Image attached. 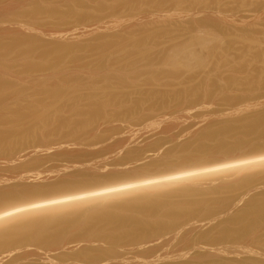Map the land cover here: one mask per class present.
I'll return each instance as SVG.
<instances>
[{
  "label": "rangeland",
  "instance_id": "374dc122",
  "mask_svg": "<svg viewBox=\"0 0 264 264\" xmlns=\"http://www.w3.org/2000/svg\"><path fill=\"white\" fill-rule=\"evenodd\" d=\"M0 5H1L0 6V44L8 45L11 42L12 43L15 42V40H17L18 38L19 39L20 38L21 39H24V38L27 39L28 38L27 40L31 39L32 41H34L36 43L34 50H33L34 52L30 56V58H28L29 60H27V61H24V59L22 58L23 52L25 50L24 47H21V48L19 47L14 53H11V52L7 53L4 51L0 52V53H3V57H1V54H0V67L2 68V69L0 68V81L2 78V82H4L8 87H10V88L14 87L15 88V89L12 88L13 90L11 89L12 92L10 94H6V96H4L6 100L4 99L3 103L0 104V112H2L1 109L3 111H4V109L5 110L8 109L6 113L8 114L7 116L10 117V119H11V116L14 112L13 110L17 106H19V105L28 106V107L32 106L33 108L36 106V108H37V107H39V105L40 106L42 105L41 103H43L44 105L41 106L42 108L39 107V111H37L36 113L38 115L41 114L40 116H44L45 114L50 115V119L48 122H46V123H44V121L40 122V124L42 123V125H44V126L40 125L41 128L39 127L37 130H35L34 132L29 134L32 137L31 139H28L26 141L24 140L22 143L21 142L19 143L18 139H14L10 143V145L14 144L13 148H15V149L9 154H5L2 156L0 155L1 160H3L2 157H5V156H6V159H7V157H9L10 158L9 160H12V158H15V156L18 157V153H19V157H20L27 152L29 153V151L32 152L34 150L33 148H35V147L37 148L36 150H34L37 152L34 153V151H33L32 154L27 153V155H24L23 157L29 156L28 157L29 159H27V157L23 158L24 160H22V161L20 160L18 162L19 164L17 163V161H18L17 159L19 157L15 158L17 160L16 161L17 164L13 163V162H15V159L10 161L11 163L9 162L6 165H3L4 163L1 164L0 166H4V168L0 167V172H4L1 174L5 175L3 178H6L9 174V172H11V171L12 172L10 173V175H13V176L18 175L17 173L19 170H20L19 172H22L21 169L23 171H26V173H24V174H26L28 176L31 173H32L31 175H35V174H37L36 171H39V169H40V171H42V169H44V165H45V169L42 171V172H45V174L41 173L40 171L38 172V173H41V177H43V175H45V180L43 181L41 179L43 181V183H40L41 180L40 181L36 180V181H37V183L39 182V185H48V184H52L53 182H56L60 177L59 175L64 176L65 174L73 173V170H69L66 173H60L58 175H57V173L50 174L49 173L50 168H51V170L52 169L56 170V169L62 168L65 165L64 163H62L63 161L64 162L66 161L65 163H68L71 160V158H73V157L77 158V156H78L77 154L80 151H84V152H80L82 154L79 155L80 157L78 156V158L83 159L81 157V156H83V157H85L84 158L85 160L83 159L84 160L83 161V160L78 159L79 161H82L85 163H86V161L87 162L92 161L91 163H93V160H94V163H95L96 161L103 160L104 159L103 157L107 156V158H105V159H108L109 162L115 164L118 161V158H121V159L126 158V160L128 159L129 156H127L125 154H127V151L129 152L130 148L135 149L137 147L138 149H141L142 152H144V151H146L145 148H147V149L150 148V146L148 144H151L152 142H155V141L157 142V140H161V141H158L159 143L157 142V145L159 144L158 148L164 147V149L162 148V149H159L157 152H153V153H157L155 155H153L152 152H149V154L146 153V155L144 154L145 155L144 157L145 158L148 157V158L146 160L144 158L142 161L138 162V164L136 166H141V169H143V168L146 169L145 165H147L148 163H154L157 165H161V168H165V169H169L172 167H182L184 165V161H179V160H181V158L186 157L188 155V151L186 149L184 150L185 145L197 142L200 139V137L208 131H213V130L216 131V130H219L220 128H224V127H227L229 129L233 130L234 134L236 135L238 130L243 128L245 126L246 122L248 123L249 118H251L253 116H258V115L264 113V88H263L264 87V69H263L264 68V56L263 57H256L255 56L256 53H258L260 51H264V0H200V1L199 0H105V1L104 0H0ZM150 7H152V8H150ZM117 9H118V11H117ZM35 12H38V13L35 14ZM187 12H189V13H187ZM185 14H187V15H185ZM91 15H93V16H91ZM38 21H39V23H38ZM4 23L6 24V27H5ZM20 23L22 26L20 25ZM32 27H34V28H32ZM41 29H44V30H41ZM211 31L212 32L214 31V33L212 34ZM32 34H33V36H32ZM208 34L209 35L215 34V36L220 35L219 37L221 38V40H224V42L222 44H221L222 41L221 40L219 41L220 45L216 44L218 41L217 40L215 42L216 46H214L215 45L214 43L211 46V47L214 46L213 47L214 48L213 53L216 52L215 54L211 53L208 49L203 50V49L199 48L198 46H194V49L195 50L198 49L197 50L198 53L203 55L202 56L203 59L205 58L204 61H206L208 63L205 62L206 65H204V67H202V68H199V69H198V67L192 68L195 70L183 69L178 74L174 75L175 74L174 68L172 66L171 67L168 66V63L166 62L165 58H166L167 54L169 55L170 53H172L176 49L177 46L182 47L181 46L182 44L184 46L186 43L188 44L189 42H192L193 39H195L196 37H197V39H198V36L200 38H204L205 35H208ZM21 35H23V36H21ZM219 37H218V39H219ZM116 38L117 39L119 38V39L116 40ZM134 39H140V41L143 42V44L145 43L144 45H147V47L149 46L148 48H150V50H149L150 51V57L148 60H140L142 62L139 63V61H138L137 63H135L134 70H136V69H138V70H136V71L133 70L134 72L127 70V71H129L128 75H130V76H128L127 73H125L124 75H126V77H125L126 81L121 82L122 80H120V79L123 78V76H124L123 75L124 71L122 69V67L124 66V63L120 64L119 62L123 61L124 53L122 51H120V49L117 46H113V43H116L119 40H125L127 42V40L131 41ZM109 42H111L110 43L111 44L110 49H113V50L108 51V58L109 59H107L104 63H105V66L109 67L107 70H108L109 76L111 78V83H112V85H111L112 89L110 91H113L111 93H114V95H116V92H117V95H118V96H114V98L117 97L114 99L116 102L114 101L113 106H112V103H110L111 104L110 107H114L115 104L120 105L123 103L122 105H120L121 107L119 105H118V107H117V105H115L118 112H120V111L123 112L122 108L125 111V109L133 106L134 104H136L135 102H137V107L139 108V111L137 110L138 108H136L135 111H133L128 116H122V117L115 116L111 119H106L104 117V115L103 116L101 115L102 120L100 119V116L97 117V119L99 118L98 121L100 120V122L97 121L99 126H97V125L96 126L98 128L100 127V125L102 127H104V126L106 127L109 125V123L111 124L114 122L113 124L118 123V126H116V125L113 126V124H111L113 126V128H112V126L109 125V127H111L110 131L113 129V133L115 132L114 134H117L119 129H120V132H119L120 139H119L118 134L114 135V134H110L111 132H108L109 127H106V128H108L107 130H106V128L100 127V129L101 128L103 129V131H102L103 133L101 131H97L98 129L96 130V128H97L96 126H95V128H93V130L91 129V133H95V136H93V137H98L99 135H101L103 137V139L105 137L106 141H104L105 139L101 140L103 142V143H101L102 147H104V148H102L101 144H99L101 142L100 140H99L100 142L97 140L99 142L98 144L100 145V150L98 149L99 147H96V145H98L96 142H95V144L91 143L92 145H90L91 141H86L80 146L79 145L74 146L75 142L78 143V141H75V142H71V144H73V145H71L69 142L70 139H69V141H67V139H65V141H64V140H61L62 137H59L58 134L54 136V134H56L57 131H53L52 129L57 125V123H59L61 121V119L66 120L70 117V119L72 118L74 120V122H77L76 120H78V122H80V120L81 121L85 120V112L90 107V102H89L90 100H88V99H91L94 97L93 93L91 91H89L88 86L89 85L93 86L95 84L96 85L99 84L98 86L95 85V87H100V86L102 87L104 85V83H103L104 80L100 79V78H102L101 75H98V74L92 75V73H91V72H94L93 74L96 73L93 69H94L95 65L98 63V60L100 58V50H98L100 47L99 44L100 45H102V44H104V45L108 44L109 45ZM44 48L49 49V50L52 49L50 51L52 54H50V56H48L47 58H43V54H41V53H43ZM128 48H129L128 52H127L128 56L135 57L140 52L139 48L136 49L135 47H131V45ZM21 50H22V52H21ZM114 50H115V52H113ZM116 50H119V51H116ZM207 51L209 52V54L207 53ZM120 54H122V55H120ZM7 55H8V57H7ZM57 56L58 57L61 56L62 61L58 62L59 60H57L58 59ZM252 56H254V57H252ZM162 57L163 58L165 57L164 58L165 60ZM2 58H3V60H2ZM18 58L20 61L18 60ZM253 58H254V60H253ZM259 59H263V61L262 60L259 61ZM28 61L33 62L32 64L37 63L36 65H38V63L42 64L44 67H38V68L36 67L33 70H30V69L27 70V68L24 67L23 63L28 62ZM147 61H149V62H147ZM250 61L253 62V64L250 63ZM53 62H55V63H53ZM76 62L77 63L81 62V63L78 65V64H76ZM87 62H89V63H87ZM256 62H258V63H256ZM231 63L233 65H231ZM8 64H10V65H8ZM44 64H46V65H44ZM55 65H57V66L55 67ZM70 65L71 66L75 65V66L71 67ZM120 65H122V66H120ZM166 65H167V67H166ZM169 65H171V64H169ZM59 66H61V67H59ZM234 66L236 68H234ZM257 66L260 67V69H257ZM262 66H263V68H262ZM7 68L11 72L3 71V70H7ZM75 69L76 70L80 69L81 71L85 70V72L84 71L80 72V70L78 72ZM196 69H197V71H196ZM71 70H73V71H71ZM120 70H121V72H120ZM259 70H260V72H257ZM2 71L4 73H1ZM38 71H40V72L38 73ZM74 71H75V75H74ZM54 72H55V74H54ZM58 72L60 73L59 76H58V74H59ZM217 72H219V73H217ZM76 73L78 75H76ZM41 74H43V75H41ZM121 74H122V76H121ZM179 74H180V76H179ZM44 76H47V77H44ZM98 76H100V77H98ZM115 76H117V77H115ZM223 76H224V78H223ZM88 77H90V78H88ZM72 78L74 80H71ZM233 78H235V79H233ZM89 79H91V80H89ZM132 79L134 81H132ZM156 79L157 80L159 79V81H157ZM180 79H181V81H180ZM36 80H38V82ZM59 80H61V82H59ZM128 80H130V81H128ZM255 80H257V81H255ZM100 81H101V83H99ZM19 82H22V83H19ZM75 82H78V83L81 82L82 85H86L84 87H81L78 94H76V96H78L76 105L78 103H79V105L74 106L73 103L67 101L66 98L64 99V97L62 100H58V101L54 100L52 97L50 98L48 93L56 85L64 86L63 92L68 93L71 89L72 90L75 89V87H73L75 85L74 84ZM212 82H213V84H212ZM49 83H50V86H49ZM63 83H66V84H63ZM114 83H116V85ZM25 84H26V86H25ZM123 85H124V87H121ZM244 85L247 87H245ZM226 87H227V89H226ZM16 90H20V91H16ZM181 90H182V92H184L183 98L181 100L175 99V93H177ZM19 92H21V93H19ZM36 92H37V95H36ZM150 92L167 95V96H165L166 101L161 100V99L157 101L156 98L151 99L148 96V94ZM206 92H207V94H206ZM248 92H250V93H248ZM118 93H121L122 95L118 94ZM124 94L126 95V97ZM105 95H107V93ZM137 95H138V97H137ZM120 97H122V98H120ZM84 99L87 102H85ZM119 99L120 100L122 99V101L119 102ZM126 99L127 100L129 99V101H126ZM130 99H131V101H130ZM139 99H140V102H139ZM35 100H36V102H35ZM205 100H208V101H205ZM253 101H256V102H253ZM124 102H126L125 103L126 106H125ZM128 102H129V104H127ZM138 102L141 104L139 105ZM37 103H40V104L37 105ZM160 103H162V104H160ZM46 104H47V106H46ZM212 104H213V106H211ZM127 105H129V106H127ZM244 105H246V106L244 107ZM69 106H71V107H69ZM182 106H184V107H182ZM241 106H243V107H241ZM44 107L47 108V110H45ZM75 107H78V109L77 108H76L77 110L74 109ZM205 107H207V109H209V110L205 109ZM114 108H112L113 110L110 109V111H109V108H107L106 111H108V113L105 111L106 112L105 114L107 115V114L114 113V115H115V112L117 113V111ZM234 108H235V110H234ZM186 109H188V110L186 111ZM232 109H233V111H231ZM78 110L79 111L82 110V112L80 114L78 112L77 113L78 116H76L75 114ZM84 110H86V111L84 112ZM151 110H153V111H151ZM184 110H185V112H184ZM111 111H113V112H111ZM150 111L153 113H151ZM159 111L161 113H157ZM234 111L237 114H235ZM44 112H47V113H44ZM65 113H67V114H65ZM141 113L144 115H142ZM136 114L137 115L141 114V115H139V119L141 118L143 121L139 120L138 116L136 117ZM232 114H234V115H232ZM71 115H73V116L71 117ZM161 115H162V118H161ZM182 115L185 116L184 118H186L187 121H186V119L181 120V119H184ZM145 116H148V117H145ZM158 116H160V117H158ZM167 116H168V118H167ZM34 117L33 118L37 120V117L36 116H34ZM57 117H58V119H57ZM102 117H104L106 120L103 119ZM188 117H189V119H191L190 121H189ZM59 118H61L60 121H59ZM127 118H128V120H127ZM143 118H146V120H144ZM158 118H161L162 120L158 119ZM38 119H41V118H38ZM132 119L133 120L135 119L134 122L132 121ZM155 119L156 120L158 119V120L156 121ZM212 119H214V120L212 122H210ZM30 120L32 122L36 121V120H32V119H29V120L26 119V120H23V123H27V125L32 127L36 123L33 124L32 122H30ZM103 120H104V122H102ZM122 120L125 124L122 123ZM171 120H172V122H170ZM177 120L179 122H177ZM204 120H205V122H204ZM107 121H109V122H107ZM129 121L133 122L130 124L131 126H128L130 123ZM135 121L138 122L139 124L141 122H143L141 124L142 128H141V126H138L141 129H136L137 133H135V130L133 131L136 134V138H138V136H140L144 132L149 133V131H150V133L153 137L150 136L149 134L147 136V133L143 134V136L145 135L144 138L147 137L148 141H150V140H152V141L147 143V141L145 139H143V136L141 135L142 139H141V137L138 138L139 139L138 142H141V140H142V142H145L146 144L145 143L143 144L141 142L140 144H142V146L139 143L136 145L135 144H129L128 145L127 139L129 137H131L130 133H132V132H131V130H128V131H130V132H128L127 129H132L134 127L138 128L137 126H133L136 124ZM158 121H160V122H158ZM173 121H175V122H173ZM105 122L108 124H106ZM119 122H120V124H119ZM126 122H127V125H126ZM186 122H187L186 125L183 124ZM242 122H243V124H241ZM121 123L123 124V126ZM178 123H180V124H178ZM139 124H136V125H139ZM143 124H145V125L147 124V126H143ZM197 124H199V125H197ZM4 125H5V127H4ZM2 126L5 129L10 128V124L8 122H6V124L4 123L3 125H2V123H0V128H3ZM126 126H128V128ZM204 126L205 127L207 126V127L205 128ZM115 127H117V128H115ZM162 127H163V129H162ZM195 127H196V129H198V127H200V128L198 130H196ZM114 128L117 130L115 131ZM151 128L153 130H154V128H156V129L152 132ZM158 128H160V130ZM122 129H124V132L127 131V132H125L126 134L127 133L130 134L129 137H127L128 134L124 135L123 134L124 132L122 133V131H123ZM174 129H175V131H174ZM104 130H106V131H104ZM38 131H39V133H38ZM96 131L98 133H96ZM161 131H162V133H161ZM53 132H55V133H53ZM87 132H88V135H87V133H85L84 136L90 135V137L93 138L91 136L92 134L89 133V131H87ZM104 132L105 133L107 132L108 134L107 133L105 134ZM154 132H155V134H154ZM189 132L192 133L194 136L192 137V134H191V136H187L190 134ZM36 133H38V134H36ZM139 133H141V134L139 135ZM43 134H45V136H48V138H46L42 142H44L43 144H45V146L50 145L49 148L45 147L40 142L41 140L44 139ZM37 135H38V137L36 138ZM184 135H186V136L184 137ZM107 136L108 137L110 136V137L107 139ZM113 136H117L118 139L114 138ZM123 136H125L127 138L124 137L125 138L124 139ZM111 137H113V138H111ZM181 137H183V138H181ZM87 138H89V137H87ZM91 138H89V139H91ZM99 138L101 139L100 136H99ZM149 138H150V140H149ZM48 139L49 140L52 139V140L49 141ZM110 139H111V141L109 143ZM46 140L48 141L46 143L49 145H46V143H45ZM53 140H56V144H54L55 141H53ZM112 140H114V142L116 140L115 144L113 143ZM143 140H145V141H143ZM228 140L230 141L229 144H232L234 141V139H232V138H228ZM66 141L69 144L66 143ZM107 141H108V143H107ZM51 142L54 144V145L52 144L53 146H51ZM88 142H89V144H88ZM64 143H66V144H64ZM77 143H75V144H77ZM106 143H107V145H106ZM38 144H39V146H38ZM110 144H112V145H110ZM117 144L119 146H122V147H119ZM125 144H127V145L125 146ZM89 145L91 146V149L97 148L98 149V150L96 149L97 152L94 153L93 150H90V148L88 147ZM104 145H106V147H108V146L109 147L105 148ZM42 146H43V148H42ZM72 146L74 147L73 153H74V151L77 153V154L74 153L75 155H73L72 152H71L72 155L69 153V151L72 150V149H70V147L73 148ZM81 146L82 147L85 146V147L81 148ZM92 146H94V147H92ZM124 146H125V148H124ZM129 146H130V148L128 150H126ZM145 146H147V147H145ZM54 147H56V148L54 149ZM75 147L76 148L80 147L79 151H78V149L76 151ZM115 147L116 148L118 147L119 149H116ZM68 148H69V151L66 152ZM84 148H85V150H82ZM101 148H102V151H101ZM86 149H89L90 151L88 150L89 151L88 152V151H86ZM105 149L107 151H109V152H107L108 154L106 152L104 153ZM165 149H166V151H165ZM170 149H172V150L174 149L173 153H176V156L181 153L180 154L181 156L179 155L181 158L177 156L179 160L178 159L177 160L172 159L169 161L170 163L165 162V158L167 157L166 156L167 150H170ZM181 149L183 151H181ZM58 150H60L61 152H66V154L61 153V152L58 153L59 152ZM116 150L118 151V153L115 152ZM23 151H27V152L23 153ZM47 151H49V152L46 153ZM53 151L54 152L58 151V152H55V154H54ZM85 151L87 153L86 156H84ZM92 151H93V153H91ZM119 151H120V153H119ZM138 151H140V150H138ZM263 151H264V137L263 136H260V137L249 136L248 138H246L244 140V142L241 145H238V147L234 146V147H231L230 149H227L224 151H215L213 154H211L212 156L207 155V156H205L207 158H205V159L201 158L200 160L199 159H197V160L198 161H204V162L205 161L211 162V161H219L222 159L229 160L232 158H239V157L245 158L248 156H252L254 153H259V152H263ZM20 152L22 154H20ZM40 152H42V153H40ZM43 152L45 153L46 156L43 154ZM52 152H53V154H50ZM102 152L105 154V156L104 155L101 156L100 153H102ZM111 152L112 153L115 152L118 154L119 157L117 156V158H115L117 160V161L115 160L116 162L114 161L113 158L112 159L110 158L112 156L114 157V155H115V153L113 155H111L112 154ZM184 152H185V154H184ZM237 152L240 154H238ZM38 153H40V154H38ZM56 153H58L59 156ZM88 153H90V155ZM163 153H164V155H163ZM30 154L33 155V157L34 156L35 157L40 156L39 159L40 158L41 159L38 161L37 160L38 158H32V156ZM36 154H38V156ZM97 154L99 155L100 158L97 157L98 156ZM120 154L123 155L122 156L123 158L120 156ZM11 155H12V157H11ZM43 155L45 156V158ZM47 155H50V156H48L49 158H47ZM55 155L58 156V159ZM65 155H67L68 157H64ZM87 155H89V157ZM95 155H96V157H95ZM231 155H233V156H231ZM41 156H43V158ZM90 156L93 157L94 159L91 160L92 158H90ZM132 156H133V154H132ZM149 156L152 157V159ZM69 157H71V158H70V160L67 161L66 159H68ZM86 157H88L90 160L88 161V158H86ZM50 158H51V160H50ZM64 158H66V159H64ZM32 159H36L37 162H36V160H32ZM47 159H49V161L46 162V164H45V161ZM1 160H0V163L3 162ZM9 160L7 159V161H9ZM25 160L26 161L29 160V162H26V164H25V162H24ZM41 160L44 162L42 163ZM54 160L61 162L63 165L61 163L59 165V163L55 162ZM129 160H127V161H129ZM30 161H33L34 163L30 162ZM4 162H6V161L4 160ZM22 162H24V163L22 164ZM49 162H51V164L52 163L53 164L50 166V164H48ZM171 162H173V163H171ZM181 162H183V163H181ZM36 163H39V164L36 165ZM177 163H180V164H177ZM12 164L14 165V167ZM30 164H32V166ZM40 164H43V165H40ZM68 164H66V165H68ZM169 164L172 167H170ZM9 165L12 167H9ZM28 165H30V166L28 167ZM46 165H47V167H46ZM56 165H57V168H55ZM58 165L62 166V167H59ZM5 166H6L7 171L5 170ZM129 166L130 165L125 166V167H123V166L118 167V166L114 165V167L113 166H111V167L113 169L117 167V169L118 168L119 169L118 170L115 169V171H119L120 169L128 170ZM133 166H130V167H133ZM167 166H168V168H166ZM31 167H32V169H35L34 170L35 172L33 171V172H30L29 174H27V172L29 171L28 168H31ZM52 167H54V168H52ZM108 167H109V171H110L111 168H110V166H108ZM9 168H11V169H9ZM16 168H18V169H16ZM133 168H131V169H133ZM1 169H2V171H1ZM46 169H48L47 174L45 171ZM93 169H94V172H96V173L92 172L93 170L92 171L89 170V171H90V174L91 173L96 174L95 176H97L98 173L102 174V172H105V174H106V172L107 173L109 172L108 168L107 169L104 168L105 171L103 169L102 172L98 171L101 168L100 169L96 168V170H95V168H93ZM131 169L129 168V170H131ZM13 170H14V172H17V173H15V175L13 174L14 173ZM263 170H264L263 166L232 169V170H227V171H223V172H219V173H215V174H210L207 177H205V179L198 180L199 182L196 184L195 183L191 184L188 181L180 182V185H189L194 191L201 193V195H203V197L205 196V194H211L212 192H217V195L215 196V202H214V204L216 203L215 205H217V202L221 201V199L224 200L225 198H229V201L225 204V206L228 205L229 207L224 206L225 209L221 208V210H220V207L216 206V208H214V209H216V211L213 210L216 213L213 212V214H211L210 217H209V215H208V217H203L204 221L207 220L206 222L209 226L204 221H203L205 223L204 226L202 223L198 222L199 224H202V226H201L202 230H201V228H197V226H195L197 229L196 228L193 229V227L191 228V226L198 224V223L196 224L197 219L203 220L202 217H200V218L194 217L191 220L189 219L190 221L187 220L186 223L184 221L185 224L183 222H182L183 224L181 223V228L182 227L183 228L181 230H180V228H177V231L174 232V234L176 232H177L176 234H178V232L180 230L177 237H175L172 234H170V235L168 234L169 237L165 236V238H167V240L164 237H162L164 239L159 238L160 240H162V242L160 240L154 241V239H152L154 241L153 243L161 242V243H159L160 245H163V242H165V243L167 242L166 243V245H167L168 240H169V242H171V241L173 242V243L171 242L172 245L169 246L170 248L167 246V247H164L163 251L157 250L158 252L156 253V256H154V258L156 257L155 259H161V255L164 254L165 257H162V258L163 259L165 258L166 260L162 261L160 264H264V245H263L264 235L257 237L256 239H255V237H252V238L249 237L243 244H242V242L241 243L240 242L213 243L211 241L197 242V243H199V244L201 243V245H203V246L200 245L199 246L200 248H197V249H191L190 247L192 244L189 242V240L196 237L200 232L202 233V232L212 231V229H211L212 226H213V229L215 227H217V224L221 220H223L227 215L223 212L228 211L230 213H232V212L234 213L237 209L242 207L245 204V202L247 200H249L250 198H252L254 196H258V195H264V190H263L264 185L259 184L261 182L259 180V176H256L258 178V182L250 188L251 190L248 189L249 191L248 190L240 191L239 193H235L234 195H232V194L228 195L226 193L227 189L234 188V185L237 183V180L240 176L246 175V174H251V175L255 176V175H260L261 173L263 175V172H264ZM112 171H114V170H112ZM5 172L7 174H5ZM1 174H0V177H2ZM46 175H51L54 179L47 181L48 179L46 180ZM53 175L54 176L57 175L58 177L56 178V176L54 177ZM9 178L7 177L6 179H9ZM17 181L20 182L21 180H17ZM17 181H13V182L9 183V185H13L15 183L22 184V185L24 184V182L18 183ZM31 181L32 182H29V183L26 182V183L27 184L32 183V184L37 185V183L34 182L35 180L33 181L31 179ZM45 181H46V183H45ZM205 183H207V184H205ZM180 185L177 184L174 186L180 187ZM0 187L2 188V186H0ZM3 187H5V186H3ZM253 190H255V191L252 192ZM249 193H250V195H249ZM205 197L210 199L214 196L206 195ZM247 198H249V199H247ZM233 204H235V206H233ZM232 206H233V208H231V211L227 210ZM217 216H219V217L217 218ZM210 219H213V220H210ZM208 222L212 223V225ZM186 224L187 225L189 224V225L185 226ZM185 228H188L187 231L190 233L184 232V231H186ZM181 235L183 236V240H182ZM189 235H191L192 237ZM170 236L172 237V239H170L171 238ZM174 237H175V239H173ZM178 237H180L183 242ZM178 239L180 241L177 244ZM187 241H188V244L186 243ZM180 242H182V243H180ZM247 243H248V245H247ZM249 244L252 246H250ZM84 245H82L79 248L81 249L82 247H86V245H88V244H84ZM174 246H175V248H174ZM256 246H258V247H256ZM30 249L31 248H28L27 250L30 251ZM226 249H227V251H228V249H230L232 252L229 250L230 252L227 253V251L225 252ZM181 250H183V251H181ZM21 251H22V253H24L23 250L13 251V253L11 254L12 257L10 255L9 257H11V258L8 257L7 261H13L14 260L17 262L16 264H26V263L35 261L36 258H33L34 256L32 257L31 255L30 256L28 255L29 251L25 250V252H27L28 256L25 255L26 253L20 254ZM118 252L116 253L117 255L120 254V252H121V254H124V252H122V249H118ZM167 252L170 255H168ZM188 254H189V256L187 257ZM21 255H23L22 257H24V255L26 257L20 259ZM206 255L210 259L205 258V257H207ZM18 256H20V257L18 258ZM174 256H175V258H174ZM196 256H198V257L196 258ZM199 256H201V257L199 258ZM211 256L212 257L214 256V257L211 258ZM115 257L117 258L116 255H115ZM125 257L128 260L132 259L134 262H137V259L133 258V255H130V257H129L126 254ZM193 257H195L194 258L195 260L193 259ZM28 258H30V259H28ZM189 258L193 259V260H190ZM24 259H26V260H24ZM118 259H119V256H118L117 260H114L113 262L108 263V264H112L114 262H119ZM201 260H202V262H201ZM23 262H25V263H23Z\"/></svg>",
  "mask_w": 264,
  "mask_h": 264
},
{
  "label": "bare ground",
  "instance_id": "6f19581e",
  "mask_svg": "<svg viewBox=\"0 0 264 264\" xmlns=\"http://www.w3.org/2000/svg\"><path fill=\"white\" fill-rule=\"evenodd\" d=\"M150 8H152V7H150ZM118 9H117V11H118ZM37 13L38 12H35V14H37ZM187 13H189V12H187ZM185 15H187V14H185ZM91 16H93V15H91ZM38 23H39V21H38ZM20 25H21V23H20ZM5 27H6V24H5ZM32 28H34V27H32ZM41 30H44V29H41ZM213 33H214V31L212 32V34ZM21 36H23V35H21ZM32 36H33V34H32ZM217 36L218 35L215 36V34L214 35H209V34L205 35L204 38H200L198 36V39L196 37L195 39H193L192 42H189L188 44L186 43L187 45L185 44L183 46V44H182L181 45L182 47H178L177 46L176 49L172 53H170L169 55L167 54L166 58L165 57L164 58L166 59V62L168 63V66H170V67L172 66L174 68V70H175L174 71V73H175L174 75L178 74L183 69H192L194 67H198V69H199V68L204 67V65H206V63H208V62L204 61L205 58L203 59V57H202L203 55L199 54L198 51H197L198 49L195 50L194 46H198L199 48H201L203 50L208 49L211 53H213L214 52V48L213 47L216 46V44H219V41L221 40V38L219 37L220 35L218 36L219 39H218ZM27 39H25V38L24 39H21V38L19 39L18 38L17 40H15V42H13V43L11 42L8 45L0 44V52L4 51V52H7V53H10V52L14 53L19 47L20 48L24 47L25 50L23 52V57L22 56L21 57L24 59V61H27V60H29L28 58H30V56L34 52L33 50H34V47L36 45V43L34 41H32L31 39H29V40H27ZM118 39L116 38V40H118ZM216 41H217V43L215 44ZM221 41H222L221 42V44H222L224 42V40H221ZM111 42H109V45L108 44H106V45H104V44L100 45L99 44L100 47H99L98 50H100V58L98 60V63L95 65V67L93 69L96 73L95 74H93L94 72H91V73H92V75H96V74L101 75L102 78H100V79L104 80V82H103L104 85L102 87L101 86L100 87H95L96 84L93 85V86L89 85V84H88L89 86L87 85L89 91H91L93 93L94 97L91 98V99L87 98L88 100H90L89 101L90 102V107L88 106L89 105L88 104L87 105L89 107L88 110L87 109H86L87 111L84 110V112L86 111L85 112V120L81 121L79 119L80 122H78V120H76L77 119L76 118L75 120L77 122H74V120L72 118L70 119V117L69 118L67 117L68 119H66V120H63V119L59 118V121H60V119H61V121L60 122L58 121L59 123H57V125L55 124L56 126L52 129L53 131H57V133L54 134V136L58 134L59 137H62L61 140L65 141V139H67V141H69V139H70V141H69L70 144H71V142L78 141V143L75 142L77 144L74 143V146L75 145H79L80 146L86 141H91L90 145L95 144V142L98 144L103 139V137L101 135H99L101 137V139H100L98 135H97L98 137H93V136H95V133H91V129L93 130V128H95L96 125L99 126L98 122H100V120L98 121V119H99V118L97 119L98 116H100V119H101V115L102 116L104 115V117L106 119H111V118H113L115 116H119V117L128 116L133 111H135L136 108H138L137 107V102H135V101L134 102L136 104H134L131 107H128L127 109H125V111L122 108L123 112H121V111L118 112V110L116 109V106H115L117 104L114 105L115 108L114 107H110L111 106L110 103H112V106H113L114 101H115L114 99L117 98V97L114 98V96H118L117 92H116V95H114V93H111L113 91H110L112 89V87H111L112 83H111V78H110L108 70H107L109 67L105 66V63H104L107 59H109L108 58V51L109 50H113V49H110L111 48V44H110ZM213 43L215 45L213 47H211L213 45ZM144 44H143V42L140 41V39H134V40H131V41L127 40V42L125 40H119L116 43H113V46H117L120 49V51H122L124 53V55H123L124 56V58H123L124 62L123 61L119 62L120 64L124 63V66L122 67V69L124 71L123 75L125 73H127V75H128L129 71L132 72L134 70L135 63H137L138 61L140 63V62H142L140 60H148L149 59V57H150V51H149L150 48H148L149 46L147 47V45H144ZM130 45H131V47H135L136 49L137 48L140 49V52H139V54L137 56L131 57V56L127 55V52H128V49H129L128 47ZM51 50L44 48L43 49V53H41V54H43V58H47L48 56H50V54H52L50 52ZM116 51H119V50H116ZM21 52H22V50H21ZM113 52H115V50ZM207 53L209 54L208 51H207ZM215 53H213V54H215ZM0 54H1V57H3V53H0ZM120 55H122V54H120ZM255 56L256 57H263L264 56V51H260V52L256 53ZM7 57H8V55H7ZM252 57H254V56H252ZM19 58H18V60H19ZM2 60H3V58H2ZM57 60H59L58 62L62 61V57L59 56ZM253 60H254V58H253ZM260 60L263 61V59H259V61ZM147 62H149V61H147ZM258 62H256V63H258ZM32 63L33 62L28 61V62H25L23 64H24V67L27 68V70H29V69L33 70L36 67L37 68L38 67H44L42 64L38 63V65H36L37 63H35V64H32ZM53 63H55V62H53ZM80 63L81 62H79V63L76 62V64H78V65ZM87 63H89V62H87ZM250 63L253 64V62H251V61H250ZM10 64H8V65H10ZM169 64H171V65H169ZM44 65H46V64H44ZM231 65H233V64L231 63ZM56 66L57 65H55V67ZM73 66H75V65H72L71 67H73ZM120 66H122V65H120ZM59 67H61V66H59ZM166 67H167V65H166ZM234 68H236V67L234 66ZM262 68H263V66H262ZM257 69H260V67L257 66ZM79 70L80 69H78L76 71L79 72ZM127 70H129V71H127ZM136 70H138V69H136ZM136 70H134V71H136ZM192 70H195V69H192ZM3 71L7 72L9 70L7 68V70H3ZM3 71L1 73H4ZM71 71H73V70H71ZM83 71L85 72V70H82V71L80 70V72H83ZM196 71H197V69H196ZM9 72H11V71H9ZM39 72L40 71H38V73ZM120 72H121V70H120ZM257 72H260V70L257 71ZM217 73H219V72H217ZM54 74H55V72H54ZM41 75H43V74H41ZM59 75H60V73L58 74V76ZM74 75H75V71H74ZM76 75H78V74L76 73ZM121 76H122V74H121ZM128 76H130V75H128ZM179 76H180V74H179ZM44 77H47V76H44ZM98 77H100V76H98ZM115 77H117V76H115ZM125 77H126V75H124L123 78L120 79V80H122L121 82L126 81ZM88 78H90V77H88ZM223 78H224V76H223ZM233 79H235V78H233ZM71 80H74V79L72 78ZM89 80H91V79H89ZM36 81L38 82V80H36ZM128 81H130V80H128ZM132 81H134V80L132 79ZM157 81H159V79ZM180 81H181V79H180ZM255 81H257V80H255ZM59 82H61V80H59ZM19 83H22V82H19ZM99 83H101V81ZM63 84H66V83H63ZM74 84H73L74 86L73 85L72 86L75 87V89L74 90L71 89L68 93H66V92L64 93L63 92V87L64 86L56 85L48 94H49L50 98L52 97L54 100H57V101L58 100H62L63 97H64V99L66 98L67 101L73 103L74 106H77V105H79V103L76 105V102H77V99H78V96H76V94H78V92L80 91L81 87H84L86 85H82L81 82L80 83L75 82ZM114 84L116 85V83H114ZM212 84H213V82H212ZM98 85H96V86H98ZM25 86H26V84H25ZM49 86H50V83H49ZM121 87H124V85L121 86ZM245 87H247V86H245ZM12 88H14V87H12ZM12 88L8 87L4 82H2V78H1V81H0V104L3 103V101L5 99L4 96H6V94H10L12 92V90H13ZM226 89H227V87H226ZM16 91H20V90H16ZM19 93H21V92H19ZM106 93H107V95H105ZM248 93H250V92H248ZM118 94H121V93H118ZM183 94H184V92H182V90L177 92V93H175V99L181 100L183 98ZM206 94H207V92H206ZM36 95H37V92H36ZM148 96L151 99H155L156 98L157 101H158L160 99L161 100H165L166 99L165 96H167V95L150 92L148 94ZM125 97H126V95H125ZM137 97H138V95H137ZM120 98H122V97H120ZM120 101H122V99L121 100L119 99V102ZM126 101H129V99L128 100L126 99ZM130 101H131V99H130ZM205 101H208V100H205ZM35 102H36V100H35ZM85 102H87V101L85 100ZM139 102H140V99H139ZM139 102H138V104L140 105L141 103H139ZM253 102H256V101H253ZM125 103L126 102H124V104ZM39 104L40 103H37V105H39ZM41 104L44 105L43 103H41ZM122 104H120V105H122ZM127 104H129V102ZM160 104H162V103H160ZM118 105H117V107H118ZM41 106L39 105V107H41ZM46 106H47V104H46ZM125 106H126V104H125ZM127 106H129V105H127ZM184 106H182V107H184ZM211 106H213V104ZM245 106L246 105H244V107ZM39 107L36 108V106H35L33 108L32 106L28 107V106L19 105L16 108H14V110H13L14 112H13V114L11 116V119H10V117L7 116L8 114L6 113L8 109L7 110L4 109V111L1 109L2 112H0V123H2V125L4 123L6 124V122H8L10 124V128L7 127L8 129L4 128L5 125H4V127L2 126L3 128H0V155L1 156L5 155V154H9L15 149V148H13L14 144L10 145V143L14 139H18L19 143L20 142L22 143L24 140L26 141L28 139H31L32 137L29 134L34 132L35 130H37L40 127V125H42V123L40 124V122L44 121V123H46V122L49 121V119H50V115L49 114L48 115L45 114L44 116H40L41 114L38 115L36 113L37 111H39ZM69 107H71V106H69ZM241 107H243V106H241ZM76 108L78 109V107H75L74 109H76ZM107 108H109V111H110V109L114 108L117 111V113L115 112V115H114V113L106 115L105 113L106 112L108 113V111H106ZM205 109H207V107H205ZM45 110H47V108H45ZM82 110L81 111L78 110L75 115L78 116L77 113L79 112V114H80L82 112ZM137 110L139 111V108ZM153 110H151V111H153ZM187 110L188 109H186V111ZM207 110H209V109H207ZM234 110H235V108H234ZM231 111H233V109ZM111 112H113V111H111ZM184 112H185V110H184ZM44 113H47V112H44ZM151 113H153V112H151ZM157 113H161V112L159 111ZM65 114H67V113H65ZM141 114H139V115H141ZM235 114H237V113L235 112ZM139 115L136 114V117L138 116V119H139ZM142 115H144V114H142ZM232 115H234V114H232ZM34 116L37 117V120L34 119L35 118ZM72 116L73 115H71V117ZM104 117H102V118L105 119ZM145 117H148V116H145ZM158 117H160V116H158ZM184 117L185 116H183V118ZM38 118H41V119H38ZM161 118H162V115H161ZM161 118H158V119H161ZM167 118H168V116H167ZM26 119H28V120L29 119L36 120L35 122H32L30 120V122H32L33 124L36 123L37 125L34 124L33 126L31 125L32 127H30L29 125H27V123H23V120H26ZM57 119H58V117H57ZM143 119L146 120V118H143ZM185 119L186 118L181 119V120H185ZM188 119H189V117H188ZM127 120H128V118H127ZM134 120L132 119L133 122H134ZM139 120H142V119L140 118ZM190 120L191 119H189V121ZM213 120L214 119H212L210 122H212ZM248 120H249L248 123L246 122L245 126L243 128H241V129H239L236 135L234 134L233 130H231V129L227 128V127L220 128L219 130H216V131L213 130V131H208V132L204 133L197 142H194L192 144L190 143V144H187V145L184 146L185 147L184 150L186 149L188 151V155L186 157H183V158L180 157L181 153L179 154L180 156L177 155L178 157L181 158V160L178 159V157L176 156V153H173L174 149L173 150L172 149L167 150V153H166L167 157L165 158V162H169L172 159H174V160L178 159L179 161H184V165L182 167H172L169 164V166L172 167V168L165 169V168H161V165H157V164H154V163H148L147 165H145L146 169H144V168L141 169V166H136L138 164V162L142 161L145 158L144 156L146 155V153L149 154V152H152V154L155 155L157 153H153V152H157L159 149H162V148L164 149V147H161L162 145L160 146L161 148H158L159 144L157 145V142L161 141V140H157V142L155 141V142H152L151 144H148L150 146V148L149 149L145 148L146 151H144V152H142L141 149H138L137 147L135 149H131L130 146H129L126 149V150H128L130 148L129 152L127 151V154H125V155L129 156L128 159H127V160L130 159L129 161H127L126 158H123L122 157L123 155H121V154H120V156L123 159L118 158V161H117L115 158H117V156H118V154H117L118 151L116 150L115 152H117V153L114 152L115 153L114 157L113 156L110 157L111 159L113 158L114 161L115 160L117 161V162L115 161L116 162L115 164L109 162L108 159H105V158H107V156H105L104 153L105 152L106 153L109 152L106 149H105L106 151L104 150V153L102 152L103 154L100 153L101 156L102 155L105 156V157H103L104 159L102 158L103 160L96 161L94 163V160H93L94 158L90 156V158H92L91 160H93V163H91L92 161L91 162H87L86 161L87 164L85 162L79 161V160H83L85 157L81 156L83 159L78 158V156L82 154L80 152H84V151H80V152H78V154L74 151V153L78 155L77 158L76 157H73V158L69 157L68 159L64 158L67 161L70 160V158H71V160L68 162L69 164L71 163L70 165L68 163H65L66 161L65 162L63 161L62 163H64L65 165L66 164H68V165H66V166L64 165L62 167V166H59L61 162H58V161L54 160L55 162H58L59 163L58 166L62 167V168L56 169V170L55 169L51 170V168H50V170H49L50 174L57 173V175L60 174V173H66L69 170H73V173H69V174H65V175L63 174L64 176L59 175L60 177L61 176L62 177L61 178L59 177V179L56 182H53L52 184H48V185H39V182L37 183L38 180L39 181L41 179L43 181L45 180V175H43V177H41V173L45 174V172H42L45 169V165H44V169H42V171H40V169H39V171L41 173H38L39 171H36L37 174L31 175L32 174L31 173L30 174L31 176L30 175L28 176V175L24 174V173H26V171H23L22 169H21L22 172H19L20 171L19 170L18 173L14 172V170H13V172H14L13 174L14 175H15V173L18 174V175L13 176V175H10V173L12 172L10 170L11 172L8 171L9 174H8L7 177L8 178L12 177V178L11 179L10 178L6 179L7 177L3 178L5 175L1 174V173H4V172H0V174L2 175V177H0V186H2V188L0 187L1 188L0 189V264H16L17 262L14 261V260L13 261H7V260H8V257L13 253V251H19V250H23V252L26 253L25 254L26 256H28V255L30 256L31 255L32 257L34 256L33 258H36L35 261L29 262V263H26V264H108V263L113 262L114 260H117L118 256H119V259H118L119 262H114L112 264H160L162 261H164L166 259L162 258V257H165L164 254L161 255V259H155L156 257L154 258V256H156V253L158 252L157 250H159V251L162 250L163 251L164 247H167V246L169 247V246L172 245L171 244L172 241L169 242V240H168V244L167 245H166L167 242L166 243L163 242V245H164L163 246V245L159 244V243L162 242V240H160L159 238H162V237L165 238V236L169 237L170 234H172L175 237H177L179 232H180V230L183 228V227L181 228V223L182 222L184 223V221H185V223H186L187 220H189V219L191 220L194 217H198V218L202 217L203 218V217H208V215L210 217V215L213 214V212L216 211V209H214V208H216V206L220 207V210H221V208H224L225 204L229 201V198H225L224 200L221 199V201L217 202V205H215L216 203L214 204V202H215V196L217 195V192H212L211 194H205V196L206 195L214 196V197L208 199L205 196L203 197V195H201V193H198V192L194 191L189 185H180V182L188 181L191 184H194V183L196 184V183L199 182L198 180H203V179H205V177H207L210 174H215V173H219V172H223V171H227V170H232V169L246 168V167H260V166L264 167V151L263 152H259V153H254L252 156H248V157H245V158L239 157V158H232V159H229V160L222 159V160H219V161H211V162H206V161L204 162V161H198L197 160V159L200 160L201 158L205 159V158H207L205 156L211 155L215 151H224V150L230 149L231 147H234V146L238 147V145H241L244 142V140L246 138H248L249 136H251V137L252 136H257V137L263 136L264 137V113L260 114L258 116H253V117L249 118ZM160 121H158V122H160ZM186 121H187V119H186ZM102 122H104V120ZM107 122H109V121H107ZM129 122H128L129 123L128 126H131L130 124L133 123V122H131V121H129ZM170 122H172V120ZM173 122H175V121H173ZM177 122H179V121L177 120ZM204 122H205V120H204ZM113 123H111V124H113ZM122 123L125 124L123 122V120H122ZM142 123L143 122H141L139 124L138 122H136V124H139V125H136L134 123L135 125H133V126H137L138 127V126H141ZM106 124H108V123H106ZM111 124L109 123L110 126H112ZM119 124H120V122H119ZM123 124H122V126H123ZM178 124H180V123H178ZM183 124L186 125L187 122L183 123ZM241 124H243V122ZM109 125L106 126V127H109ZM114 125L118 126V123L117 124H113V126ZM126 125H127V122H126ZM197 125H199V124H197ZM42 126H44V125H42ZM113 126H112V128H113ZM128 126H126V127L128 128ZM143 126H147V124L146 125L143 124ZM100 127H102V126L100 125ZM100 127L99 128L97 127L96 130L98 129L97 131H101L102 132L103 131L102 128H106L104 126V127L101 128L102 129L101 130ZM200 127H198V129ZM115 128H117V127H115ZM134 128L127 129V131L131 130V132H132V133H130L131 135L129 133H127L128 134L127 137H129V135L131 136V137H129L127 139L128 145L129 144H135L136 145L138 143L140 144L142 142V140H141V142H138L139 141L138 138H140L141 135L143 136V134H145V133H147V136H148V134L150 136H152L150 131H149V133L148 132H144L143 134L139 133V135L140 134L141 135L138 136V138H136V134H135V133H137L136 129H141L142 126H141V128L140 127H138V128L134 127ZM107 129L108 128H106V130ZM110 129H111V127H109V129H108L109 131L108 132H111L110 134H114L115 132L113 133V129L111 131H110ZM155 129L156 128H154V130ZM158 129L160 130V128H158ZM162 129H163V127H162ZM195 129H196V127H195ZM198 129H196V130H198ZM106 130H104V131H106ZM116 130L117 129H115V131ZM122 130H123L122 131V133H123L124 129H122ZM134 130H135V133L133 132ZM154 130L152 129V132ZM87 131H89V133L92 134L91 136L93 138H91L90 135L87 136L88 135ZM97 131H96V133H98ZM127 131H125V132H127ZM162 131H161V133H162ZM174 131H175V129H174ZM119 132H120V129H119V131L117 133L118 136H119ZM125 132L123 133L124 135L126 134ZM128 132H130V131H128ZM38 133H39V131H38ZM38 133H36V134H38ZM53 133H55V132H53ZM85 133H87L86 136H84ZM117 134H114V135H117ZM154 134H155V132H154ZM191 134L192 133H190L187 136H191ZM186 135H184V137ZM144 136H143V139H145L147 141V143L152 141V140H150V138H149L150 141H148L147 137L144 138ZM193 136L194 135L192 134V137ZM37 137H38V135L36 136V138ZM43 137H44L43 140L40 139L41 140L40 141L41 144L44 143L42 141H44L46 138H48V136H45V134H43ZM87 137H89L91 139H89ZM109 137L107 136V139ZM113 137L118 139L117 136H113ZM113 137H111V138H113ZM124 137L125 136H123V138ZM127 137H125V138H127ZM181 138H183V137H181ZM228 138L234 139L232 144H229L230 141L228 140ZM104 139H105V137H104ZM119 139H120V136H119ZM141 139H142V137H141ZM51 140H49V141H51ZM97 140L98 141L100 140V141L98 142ZM145 140H143V141H145ZM53 141H55L54 144H56V140H53ZM67 141H66V143H68ZM104 141H106V139ZM110 141H111V139L109 140V143H110ZM112 141L115 144L116 140H115V142H114V140H112ZM46 142H48V141L46 140L45 143ZM52 142H51V146L54 145ZM66 143H64V144H66ZM101 143H103V142L101 141L99 144H101ZM107 143H108V141H107ZM107 143H106V145H107ZM142 143L144 144L145 142H142ZM88 144H89V142H88ZM99 144L96 145V147H99L98 149L100 150V145ZM43 145L45 146V144H43ZM46 145H49V144L46 143ZM71 145H73V144H71ZM90 145L88 146L90 148V150H93L94 153L97 152L96 151L97 148H92L91 149ZM106 145H104L105 148H108L109 146L106 147ZM110 145H112V144H110ZM126 145L127 144H125V146ZM140 145L142 146V144H140ZM38 146H39V144H38ZM49 146H45V147L49 148ZM125 146H124V148H125ZM83 147H85V146H83ZM83 147L81 146V148H83ZM92 147H94V146H92ZM101 147H102V144H101ZM119 147H122V146H119ZM145 147H147V146H145ZM42 148H43V146H42ZM55 148L56 147H54V149ZM79 148L80 147H77L75 150L77 151V149H78V151H79ZM102 148H104V147H102ZM102 148H101V151H102ZM33 149L36 150L37 148L35 147ZM70 149H72V150L69 151V148H68L67 151L66 150L65 151L66 152L69 151L70 154L72 152V154L75 155L73 153L74 147L73 148L70 147ZM116 149H119V148L117 147ZM182 149H181V151H183ZM60 150H58L59 152L58 151H55V152L60 153L61 152ZM82 150H85V148L82 149ZM88 150L89 149H86V151H88ZM138 150H140V151H138ZM33 151L32 152L29 151V153L32 154ZM86 151H85L84 156H86V154H87ZM93 151L91 153H93ZM165 151H166V149H165ZM25 152H27V151H23V153H25ZM35 152H37V151H34V153ZM44 152H43V154L45 155ZM48 152L49 151H47L46 153H48ZM53 152L50 153V154H53ZM55 152H54V154H55ZM66 152H61V153L66 154ZM27 153L23 154L20 157H19V153H18V157L19 158L17 156H15V158L16 157L18 158L17 159L18 161L15 158H12V160L15 159V162H13V163H16V161L18 163L20 160L21 161L24 160L23 158H26L27 156L26 157H23V156L27 155ZM40 153H42V152H40ZM40 153H38V154H40ZM58 153H56V154H58ZM114 153H112L111 155H113ZM119 153H120V151H119ZM164 153H163V155H164ZM20 154H22V153L20 152ZM38 154H36V155L38 156ZM88 154L90 155V153H88ZM132 154H133V156H132ZM184 154H185V152H184ZM238 154H240V153H238ZM89 155H87V156L89 157ZM31 156H32V158H38L37 159L38 161L41 159V158L39 159L40 156L39 157H35V156L33 157V155H31ZM43 156H41V157L43 158ZM45 156H44V158H45ZM48 156H50V155H47V158H49ZM58 156H59V154H58ZM58 156H56L57 159H58ZM231 156H233V155H231ZM11 157H12V155H11ZM28 157H27V159H29ZM64 157H68V156L65 155ZM88 157H86V158H88ZM95 157H96V155H95ZM97 157L100 158L99 155ZM147 158H145V160ZM150 158L152 159V157H150ZM2 159L3 160L0 159L1 161H3L2 163H0V165L3 164V163H4L3 165H6L10 161H12V160H9L10 159L9 157H7V159L9 160V161H7L6 156L2 157ZM4 160L6 162H4ZM32 160H36V159H32ZM37 160H36V162H37ZM50 160H51V158H50ZM89 160L90 159L88 158V161ZM48 161H49V159H47L45 161V164ZM24 162L26 164V162H29V160H27V161L25 160ZM24 162H22V164ZM30 162H33V161H30ZM41 162L43 163L44 161L41 160ZM51 162L48 163V164H50V166L53 164V163L51 164ZM171 163H173V162H171ZM181 163H183V162H181ZM38 164L39 163H36V165H38ZM177 164H180V163H177ZM30 165L32 166V164H30ZM30 165H28V167ZM40 165H43V164H40ZM114 165H116L118 167L119 166L125 167V166H128V165H130V166L134 165L133 166L134 168L129 166L128 170L120 169L119 171H115V169H117V167L114 168V169L111 167V166L114 167ZM108 166H110V168H111L110 171L111 172L109 171V167ZM0 167L4 168V166H0ZM9 167H12V166L9 165ZM13 167H14V165H13ZM46 167H47V165H46ZM54 167H52V168H54ZM55 168H57V165H56ZM93 168H95V170H96V168H98V169L101 168L102 169V170L100 169L101 171L97 169L99 172H102L104 168L105 169L108 168L109 172L108 173L106 172V174H105V172H102V174L98 173L99 175L97 174V176H95L96 174H92V173L90 174V171L93 170L92 172H94ZM129 168L130 169L133 168V169L129 170ZM166 168H168V166ZM9 169H11V168H9ZM16 169H18V168H16ZM28 169H29V171L27 172V174H29L30 172H33L35 170V169H32V167L28 168ZM105 169H104V171H105ZM5 170H6V166H5ZM47 170L48 169L45 170L46 174L48 172ZM112 170H114V171H112ZM1 171H2V169H1ZM94 173H96V172H94ZM5 174H7V173L5 172ZM57 175H55L56 178L58 177ZM256 176H259V180L261 181L259 184L264 185V180H263L264 179V172H263V175L261 173L260 175H255V176L251 175V174H246V175L240 176L238 178V180H237V183L235 182L236 184L234 185V188L227 189L226 193L228 195H231V194L234 195L235 193H239L240 191H245V190L250 189L254 184H256L258 182V178ZM31 179L33 181L35 180L34 182H36L37 185L36 184H32V183L31 184H27L26 183V182H28V183L32 182ZM52 179H54V178L51 175H46V180L47 181H50ZM17 180H21L20 182H24V184L22 185V184L15 183L13 185H9V183H11L13 181H17ZM41 181H40V183H43V181L42 182ZM20 182H18V183H20ZM45 183H46V181H45ZM177 184H179L180 187L174 186V185H177ZM205 184H207V183H205ZM3 186H5V187H3ZM254 191L255 190H253L252 192H254ZM249 195H250V193H249ZM247 199H249V198H247ZM235 204H233V206H235ZM233 206L230 207L227 210L231 211V208H233ZM225 207H229V206L227 205ZM213 210H215V211H213ZM223 213L227 214L226 217L223 220H221L217 224V227H215L214 229H213V226H212L211 227L212 231H207V232H202V233L200 232L196 237H194L193 239L189 240V242L192 244L191 247H190L191 249L200 248L199 246L201 245V243L199 244L197 242H204V241H211L213 243H220V242H240L241 243L242 242V244H243L249 237H251V238L255 237V239H256L257 237H260V236L264 235V195H258V196H254V197L250 198L249 200H247L245 202V204L242 207L237 209L234 213L233 212L230 213L228 211H225ZM218 217L219 216H217V218ZM210 220H213V219H210ZM203 221H204V218H203V220H201V219L198 220L197 219L196 224L199 222V223H202L203 226H204V224H205L204 222H206L207 220H205L204 222ZM199 223L197 225L191 226V228L193 227V229H195L196 228L195 226H197V228H201L202 224H199ZM208 223H210V222H208ZM206 224H207V222H206ZM210 224L212 225V223H210ZM188 225L186 224L185 226H188ZM177 228H180V230H179L178 234H176L177 232L174 234V232L177 231ZM188 228H185L186 231H184V232L187 233L188 232L187 231ZM201 230H202V228H201ZM188 233H190V232H188ZM189 236H191V235H189ZM175 237L173 239H175ZM181 237H182V240H183V236L182 235H181ZM164 238H162V239H164ZM178 238H180V237H178ZM152 239H154V241L160 240L161 242L158 241L159 243H153L154 241ZM165 239L167 240V238H165ZM170 239H172V237ZM180 240H181V238H180ZM180 240L178 239L177 244L179 243ZM182 242H180V243H182ZM186 243L188 244V241ZM248 243H247V245H248ZM84 244H88V245H86V247H82L80 249L79 247H81ZM263 245H264V242H263ZM201 246H203V245H201ZM250 246H252V245H250ZM256 247H258V246H256ZM28 248H31L30 251L27 250ZM174 248H175V246H174ZM118 249H122V252H124V254H121V252H120V254L117 255L116 253L118 252ZM25 250L29 251L28 255H27V252H25ZM229 250L230 249H228V251H227V249H226L225 252L227 251V253H228V252L231 251V250L230 251ZM181 251H183V250H181ZM21 253H22V251L20 252V254ZM24 253H22V254H24ZM114 254L117 256V258L115 257ZM126 254L129 257H130V255H133V258L137 259V262H134L132 259H131L132 261L126 259V257H125ZM25 255H24V257H22L23 255H21V257L18 256V258L19 257H20V259L21 258H25L26 257ZM168 255H170V254L168 253ZM188 256H189V254L187 255V257ZM11 257H12V255H11ZM11 257H9V258H11ZM197 257L198 256H196V258ZM200 257L201 256H199V258ZM213 257L211 256V258H213ZM174 258H175V256H174ZM194 258L195 257H193V259ZM205 258H208V256L205 257ZM28 259H30V258H28ZM193 259H190V260H193ZM208 259H210V258H208ZM24 260H26V259H24ZM202 260H201V262H202ZM23 263H25V262H23Z\"/></svg>",
  "mask_w": 264,
  "mask_h": 264
}]
</instances>
